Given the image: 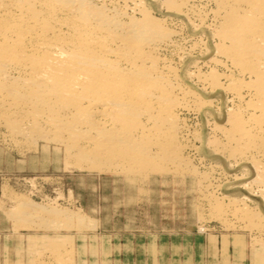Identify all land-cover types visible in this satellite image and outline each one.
I'll list each match as a JSON object with an SVG mask.
<instances>
[{
	"label": "bare ground",
	"instance_id": "obj_1",
	"mask_svg": "<svg viewBox=\"0 0 264 264\" xmlns=\"http://www.w3.org/2000/svg\"><path fill=\"white\" fill-rule=\"evenodd\" d=\"M152 1L173 19L157 17L145 0H0L3 136L25 149L51 142L55 153L62 148L66 164L131 181L183 172L196 179L199 193L204 190L207 210L222 213L226 206L250 229L262 231L264 216L257 207L250 208L246 198L211 199L204 184L208 174L191 164L189 137L197 132L188 130L183 116L211 102L180 80L175 60L200 45L184 34L179 17L207 26L214 52L199 61L203 71L185 74L203 89H221L229 102L223 122L209 124L206 143L253 168L252 183L264 204V0ZM47 210L66 227L84 221L78 210L54 205ZM49 253L57 264L69 260L57 248ZM258 258L264 264V256Z\"/></svg>",
	"mask_w": 264,
	"mask_h": 264
},
{
	"label": "rangeland",
	"instance_id": "obj_2",
	"mask_svg": "<svg viewBox=\"0 0 264 264\" xmlns=\"http://www.w3.org/2000/svg\"><path fill=\"white\" fill-rule=\"evenodd\" d=\"M145 1L157 17H172L156 1ZM179 18L184 34L200 39V50L196 46L175 60L178 75L188 88L211 102L183 116L188 130L199 134L189 137L190 162L208 174L204 184L211 199L223 196L226 203V197L239 202L246 198L244 202L264 216L263 196L252 183L253 168L206 143L209 124L225 118L229 95L221 89H203L186 76L185 70L205 69L199 61L213 54L214 43L207 26ZM189 44L182 45L188 48ZM3 135L0 127V264H57L49 253L56 248L62 260L69 259L62 264H260L258 257L264 256V225L262 231L255 226L250 229L226 206L219 209L223 214L207 210L200 196L204 190L199 193L196 179L183 172L152 173L151 182L131 181L110 171L66 164L62 148L55 153L51 142L38 141L34 147L20 149ZM27 201L34 204L33 209L23 205ZM53 205L78 210L84 225L73 222L66 227L59 218L62 222L55 223L57 217L53 219L47 210ZM216 213L225 216L223 223L217 221Z\"/></svg>",
	"mask_w": 264,
	"mask_h": 264
}]
</instances>
